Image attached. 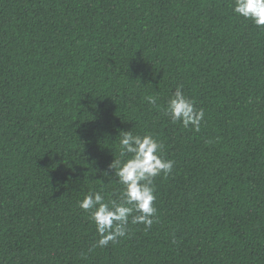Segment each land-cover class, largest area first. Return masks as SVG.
<instances>
[{
  "label": "trees",
  "instance_id": "obj_1",
  "mask_svg": "<svg viewBox=\"0 0 264 264\" xmlns=\"http://www.w3.org/2000/svg\"><path fill=\"white\" fill-rule=\"evenodd\" d=\"M233 5L0 0V264H264V27ZM178 85L198 132L165 114ZM121 131L174 166L151 227L99 247L78 203L119 201Z\"/></svg>",
  "mask_w": 264,
  "mask_h": 264
},
{
  "label": "clouds",
  "instance_id": "obj_2",
  "mask_svg": "<svg viewBox=\"0 0 264 264\" xmlns=\"http://www.w3.org/2000/svg\"><path fill=\"white\" fill-rule=\"evenodd\" d=\"M233 12L252 20L257 27H264V0H234ZM182 89L183 85L176 87L167 101L165 114L173 123L179 122L185 128L191 126L198 132L204 119V110H198ZM148 101L156 103L154 97H149ZM118 137L121 158L114 159L109 167L123 186L119 201L105 202L100 192H90L78 203L81 209L91 212L90 218L99 235V247H106L109 242L124 237L129 222L143 224L145 229L151 227L157 211L154 207L156 197L153 178L161 174L167 176L174 166L173 160L161 155L163 146L152 135L140 136L133 135L131 131H121Z\"/></svg>",
  "mask_w": 264,
  "mask_h": 264
}]
</instances>
